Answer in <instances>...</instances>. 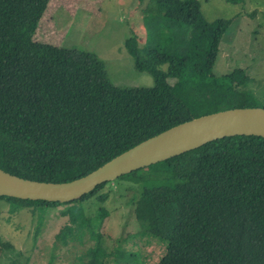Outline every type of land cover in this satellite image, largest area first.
I'll return each mask as SVG.
<instances>
[{
	"label": "trees",
	"instance_id": "trees-1",
	"mask_svg": "<svg viewBox=\"0 0 264 264\" xmlns=\"http://www.w3.org/2000/svg\"><path fill=\"white\" fill-rule=\"evenodd\" d=\"M144 1V42L131 36L125 47L153 85L129 88L113 85L92 52L34 41L50 0H0L2 171L66 183L183 122L256 108L242 92L244 71L212 75L230 20L206 21L197 0ZM116 180L134 190L136 238L162 247L153 264H264V138H223ZM105 184L62 204L72 206L60 211L69 216L57 238L93 240L81 264L110 255L100 232L107 194L96 192ZM2 198L32 210L61 205Z\"/></svg>",
	"mask_w": 264,
	"mask_h": 264
},
{
	"label": "rangeland",
	"instance_id": "rangeland-1",
	"mask_svg": "<svg viewBox=\"0 0 264 264\" xmlns=\"http://www.w3.org/2000/svg\"><path fill=\"white\" fill-rule=\"evenodd\" d=\"M197 1L206 21L231 22L220 40L212 75L244 71L249 80L242 92L251 95L249 104L264 109V0H243L240 4ZM147 4L138 0H50L34 41L92 52L103 62L113 85L148 88L153 85L151 74L136 70L134 57L125 47L131 36H136L140 46L143 44ZM105 183L96 190L98 195L107 194L104 208L108 217L100 230L102 245L110 254L105 264L155 263L162 247L136 238L139 225L129 202L134 190L124 181ZM71 206L32 210L31 206L17 207L13 200L0 197V264L85 262L84 252L93 245L92 239L86 236L83 242L63 243L56 236L68 223L69 215L64 217L60 211Z\"/></svg>",
	"mask_w": 264,
	"mask_h": 264
},
{
	"label": "water",
	"instance_id": "water-1",
	"mask_svg": "<svg viewBox=\"0 0 264 264\" xmlns=\"http://www.w3.org/2000/svg\"><path fill=\"white\" fill-rule=\"evenodd\" d=\"M234 136L264 138V109H228L178 124L111 159L84 177L66 183L22 179L0 169V197L68 203L120 176Z\"/></svg>",
	"mask_w": 264,
	"mask_h": 264
}]
</instances>
